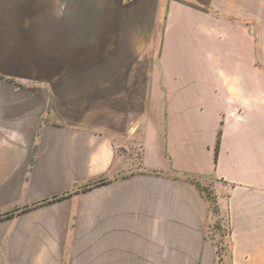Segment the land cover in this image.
<instances>
[{
  "label": "crops",
  "instance_id": "1",
  "mask_svg": "<svg viewBox=\"0 0 264 264\" xmlns=\"http://www.w3.org/2000/svg\"><path fill=\"white\" fill-rule=\"evenodd\" d=\"M165 2L85 79L89 0H0V264H264V0Z\"/></svg>",
  "mask_w": 264,
  "mask_h": 264
},
{
  "label": "rangeland",
  "instance_id": "2",
  "mask_svg": "<svg viewBox=\"0 0 264 264\" xmlns=\"http://www.w3.org/2000/svg\"><path fill=\"white\" fill-rule=\"evenodd\" d=\"M165 1L89 0L85 79L95 77L99 69L105 67L107 71L112 68L111 64H104L102 60L106 58L110 62L112 58L124 56L122 54L126 51L121 50V47L125 46V42L133 40L146 43L152 27L155 28L156 41L161 43L169 24L165 19L168 9ZM13 78L17 80V77ZM81 78L82 75L74 81L78 82ZM59 84L60 81H57L56 85ZM214 208L218 211V220L214 223L215 234L218 243H222L229 232L228 219L224 212L218 210L217 203ZM222 247L227 257L225 245ZM225 264L229 262L225 261Z\"/></svg>",
  "mask_w": 264,
  "mask_h": 264
},
{
  "label": "trees",
  "instance_id": "3",
  "mask_svg": "<svg viewBox=\"0 0 264 264\" xmlns=\"http://www.w3.org/2000/svg\"><path fill=\"white\" fill-rule=\"evenodd\" d=\"M219 144H220V142H219ZM219 144L217 146V154L219 153ZM104 184H105V180H100V181L95 182L91 187L86 188L85 190H88V189H90V188H92L94 186H101V185H104ZM203 190L207 194V196L209 197V199L211 200L210 202L212 204L213 211L215 213H217L218 212L217 209L214 208V206L216 205V198L213 196V192L211 190H209L208 188H204ZM15 214L16 213H11V214L7 215L6 217H11V216H13Z\"/></svg>",
  "mask_w": 264,
  "mask_h": 264
},
{
  "label": "built area",
  "instance_id": "4",
  "mask_svg": "<svg viewBox=\"0 0 264 264\" xmlns=\"http://www.w3.org/2000/svg\"><path fill=\"white\" fill-rule=\"evenodd\" d=\"M221 258H220V262L221 263H223V259H224V254H221V256H220Z\"/></svg>",
  "mask_w": 264,
  "mask_h": 264
}]
</instances>
